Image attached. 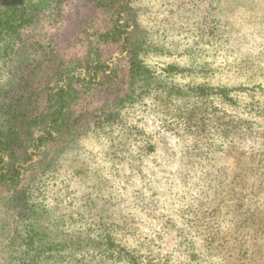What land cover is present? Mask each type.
I'll return each mask as SVG.
<instances>
[{
  "label": "rangeland",
  "instance_id": "374dc122",
  "mask_svg": "<svg viewBox=\"0 0 264 264\" xmlns=\"http://www.w3.org/2000/svg\"><path fill=\"white\" fill-rule=\"evenodd\" d=\"M11 1L0 0V12ZM93 57L105 63L99 76L84 69ZM133 60L162 88L145 91ZM29 62L39 74L34 96L48 98L58 70H67L60 84L74 80L70 112L81 116L22 162L21 187L54 234L95 229L105 214L126 246L149 255L146 264H264V0L50 1L0 58V88L11 89ZM169 64L194 71L168 73ZM195 85L236 88L238 101L215 100L214 111L189 91ZM111 112L120 124L108 134ZM230 115L242 125L229 132ZM12 193L0 183V264H20L17 229H28L8 202ZM215 208V225L203 227Z\"/></svg>",
  "mask_w": 264,
  "mask_h": 264
},
{
  "label": "trees",
  "instance_id": "16d2710c",
  "mask_svg": "<svg viewBox=\"0 0 264 264\" xmlns=\"http://www.w3.org/2000/svg\"><path fill=\"white\" fill-rule=\"evenodd\" d=\"M50 1L54 4L59 3V0H12L10 6L13 7L0 12V58L11 54L22 27L29 25L34 20L37 11L43 9ZM105 35L108 36L109 33L107 32ZM119 37H121V32L116 29L112 38L118 40ZM94 47L93 53L97 55L100 48ZM93 58L85 61L84 69L88 74L95 72V75L99 76L98 70L105 63L97 57ZM30 64V62L26 64L24 68L27 72L11 89L0 88V183L12 189L13 193L8 198V202L15 209L16 216L28 228L27 231L25 229V233L17 229L18 238L20 236L25 244L23 252L20 253V264H91L92 261H95L96 264H146V258H149V255L143 254L137 248L126 246L117 236L118 229L115 226H118V223L110 222L105 214L98 215L99 218L96 220L100 221L95 229L89 226L87 232L67 233L57 228L54 234L49 226L50 221L44 223L42 220L44 216L38 210L34 193L21 187L24 180L22 162H28L32 154L29 148L37 147L44 140L53 142L71 129L70 123L73 118L70 112L72 105L70 98L76 91L74 80L69 76L66 83L60 84V81L65 78L67 70L65 72L58 70L56 84L48 88V98L41 94L34 96L36 88L32 89V87L37 83L35 76L38 72H35V67L30 68L34 70L31 72ZM79 65L81 67V64ZM106 67L103 70H106ZM38 68H41V65ZM163 70L168 73L194 71L177 64H169ZM130 72L133 77L138 78L142 86H145V91L150 90L151 87L162 88L163 80L157 77L148 66L133 60ZM83 79L81 78L82 81H85L84 86L94 84L93 78L92 80ZM171 88H175V86ZM178 89L183 92L180 87ZM233 89L236 90V88H229L226 85H195L189 91L194 90V95L198 97H207L212 110L217 111L219 103L215 105V100L221 99L228 104L238 101ZM39 97L48 104L43 110V106L40 108L38 105ZM256 107L261 113V107L258 105ZM192 114L196 113L192 112ZM117 116L112 112L109 116L105 115L104 120L109 125L108 134H113L115 124H120V122L114 121ZM80 117L76 116L72 123L76 124L81 120ZM238 121L236 117L231 116L230 128L226 131H233L238 125H242ZM129 133L138 135L141 130L131 126ZM204 191H201L200 195ZM102 198L105 202L110 199L103 196ZM90 199H92V204L95 203L93 198L90 197ZM218 213L217 208L209 211L205 216L203 227L214 226ZM120 223L124 224V219ZM258 228L264 231L263 224ZM212 231L211 229L205 236L207 242L205 247L207 246V248H213Z\"/></svg>",
  "mask_w": 264,
  "mask_h": 264
}]
</instances>
